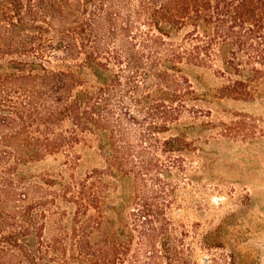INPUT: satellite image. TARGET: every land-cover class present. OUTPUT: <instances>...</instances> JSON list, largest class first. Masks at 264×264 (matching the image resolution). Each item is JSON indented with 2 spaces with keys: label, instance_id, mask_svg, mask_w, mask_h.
Wrapping results in <instances>:
<instances>
[{
  "label": "trees",
  "instance_id": "trees-1",
  "mask_svg": "<svg viewBox=\"0 0 264 264\" xmlns=\"http://www.w3.org/2000/svg\"><path fill=\"white\" fill-rule=\"evenodd\" d=\"M194 68L256 97L264 0H0V264H241L182 217Z\"/></svg>",
  "mask_w": 264,
  "mask_h": 264
},
{
  "label": "rangeland",
  "instance_id": "rangeland-1",
  "mask_svg": "<svg viewBox=\"0 0 264 264\" xmlns=\"http://www.w3.org/2000/svg\"><path fill=\"white\" fill-rule=\"evenodd\" d=\"M190 79L199 98L187 103L207 116L186 136L205 168L184 191L182 217L199 234L222 231L225 247L236 249L241 264H264V80L256 97L238 101L218 93L221 81L209 70L191 69ZM234 114H243L244 131L233 137L224 129L238 119ZM61 162L46 156L26 171H56Z\"/></svg>",
  "mask_w": 264,
  "mask_h": 264
}]
</instances>
